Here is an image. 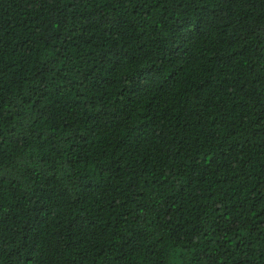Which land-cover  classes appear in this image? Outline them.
Segmentation results:
<instances>
[{
	"label": "trees",
	"instance_id": "obj_1",
	"mask_svg": "<svg viewBox=\"0 0 264 264\" xmlns=\"http://www.w3.org/2000/svg\"><path fill=\"white\" fill-rule=\"evenodd\" d=\"M0 264H264V0H0Z\"/></svg>",
	"mask_w": 264,
	"mask_h": 264
}]
</instances>
